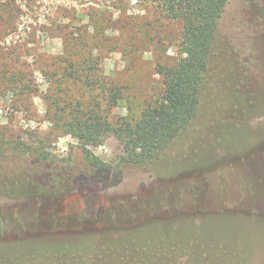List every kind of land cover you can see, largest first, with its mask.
<instances>
[{
  "label": "rangeland",
  "instance_id": "obj_1",
  "mask_svg": "<svg viewBox=\"0 0 264 264\" xmlns=\"http://www.w3.org/2000/svg\"><path fill=\"white\" fill-rule=\"evenodd\" d=\"M181 33L180 22L136 0H0V76L22 71L11 86L30 88L17 97L0 77V132L48 154L26 175L45 195L0 197L3 262L56 252L66 254L47 262L73 263L91 248L85 262L106 264L111 248L149 264H264V0H228L197 115L154 163H121V145L105 136L87 147L110 167L98 182L80 143L53 123L54 97L105 108L99 88L54 92L50 74L61 70L49 58L69 38L88 44L94 72L121 93L109 121L134 122L161 96L157 65L182 57ZM10 152L6 180L36 157Z\"/></svg>",
  "mask_w": 264,
  "mask_h": 264
},
{
  "label": "trees",
  "instance_id": "obj_2",
  "mask_svg": "<svg viewBox=\"0 0 264 264\" xmlns=\"http://www.w3.org/2000/svg\"><path fill=\"white\" fill-rule=\"evenodd\" d=\"M136 1L155 4L165 18L181 23L180 51L182 57L171 67L157 65V74L161 78L163 86L161 96L149 103L134 122H128L124 119L109 121V113L116 106L118 99L121 98V93L115 86H112L108 79L98 76L94 72L96 69L94 58H92L91 52L87 51L88 44L85 41L71 37L68 39V43H64V51L61 56L49 58L51 59L50 66L61 70L60 76L55 73L57 70L50 74L54 79H52L53 85L57 89L54 90L56 95L59 91L62 95L66 94L67 88L64 89V85L69 89L68 84L78 83L80 87L85 89L88 87L92 90L99 88L105 96V108L103 110H101L100 102L88 106V103H81L79 100L72 101L69 98L54 97L56 99V113H59L53 122L55 127L70 134L80 143L86 159L96 170L98 182H102V177H105L110 167L93 156L87 147L97 146L105 136L111 135L122 147L121 163L133 165L148 163L150 165L167 152L169 144L195 118L200 104V91L208 69L209 55L216 40L218 22L228 3V0ZM82 50L83 57L79 54ZM9 55L15 62L18 61L16 52L13 51ZM22 65L24 64L22 63ZM7 73V71H1L0 76L2 77V84L9 83L5 87L6 90L16 94L17 97H21L30 91L25 83L18 88L11 86L14 81L19 84L24 81L26 75L22 71H18L16 74L11 73L10 76L18 77L11 80L6 78ZM101 111L105 112L104 117L101 115ZM4 136L5 134L0 132V166L10 150L13 151L12 155L15 157H20L21 154L36 155V157L29 158L34 162L27 163L26 170H20L23 166H17L14 176L10 180L5 178L7 171H0V197L20 201L33 196L45 195L46 191L43 190V187L26 175L29 176L33 173L39 162L48 161V154L39 151L37 148L27 146L23 141H16L12 136L6 142ZM10 142L12 143L8 144ZM87 250H78V252H82L79 257H74L71 254L76 260L73 263L47 262L48 259H53L56 255L61 257L66 254L54 252L52 257H49L50 254L40 253L38 258L37 253H31L9 258V262H3L5 258L0 255V264L102 263L85 262L87 258L84 255ZM107 253L109 260L106 264L150 263L142 262L139 258L132 260V255L125 254L122 249L108 248ZM125 258L128 259V262L124 260ZM25 260L29 262H24Z\"/></svg>",
  "mask_w": 264,
  "mask_h": 264
}]
</instances>
